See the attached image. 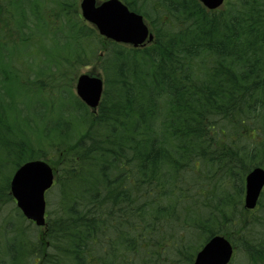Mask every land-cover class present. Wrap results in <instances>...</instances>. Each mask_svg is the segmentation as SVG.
Listing matches in <instances>:
<instances>
[{"label":"trees","instance_id":"16d2710c","mask_svg":"<svg viewBox=\"0 0 264 264\" xmlns=\"http://www.w3.org/2000/svg\"><path fill=\"white\" fill-rule=\"evenodd\" d=\"M77 1L0 0V206L19 165L55 166L43 227L0 213V264H192L217 234L239 253L228 264H264V188L243 206L264 167V0H121L152 31L140 47L99 35ZM93 63L95 109L44 82ZM46 85L65 102H34Z\"/></svg>","mask_w":264,"mask_h":264},{"label":"water","instance_id":"95a60500","mask_svg":"<svg viewBox=\"0 0 264 264\" xmlns=\"http://www.w3.org/2000/svg\"><path fill=\"white\" fill-rule=\"evenodd\" d=\"M208 10L220 7L224 0H199ZM81 17L92 24L104 38L132 47L153 39L142 15L131 11L121 0H80ZM133 23L129 25L128 21ZM103 81L98 76L83 73L75 82L76 96L89 108L98 106ZM54 173L44 160H30L21 164L10 179V192L22 215L38 227L45 224V193L52 186ZM264 187V168L256 166L245 176L244 208L253 209ZM233 247L222 235L209 238L196 253L192 264H228Z\"/></svg>","mask_w":264,"mask_h":264},{"label":"rangeland","instance_id":"374dc122","mask_svg":"<svg viewBox=\"0 0 264 264\" xmlns=\"http://www.w3.org/2000/svg\"><path fill=\"white\" fill-rule=\"evenodd\" d=\"M79 1L80 0L77 1V12H78L79 17H81L80 10H79ZM48 4L49 5H47V6H53V4H50V3H48ZM46 12L48 13V11H46ZM29 13H30V10H29ZM51 14H52L51 15L52 17L50 16V20H52L53 17H54L53 13H51ZM29 17L31 19H33L32 24H34L35 23V19L32 16H29ZM32 24L30 22L27 23V25L30 26V27H32ZM1 28H2V22L0 21V30H1ZM24 49H30L29 54L31 56H34V58H33L34 63L40 62L42 60L43 56L40 53V50H41V45L40 44L34 43V41H31V43L25 44ZM31 56L22 53L20 55L21 60H20L19 65H25V66L28 65V66H30L29 64L32 61L31 60L32 59ZM96 66H97V63L96 64L93 63V64L72 65V66H70V68H68V71H66L62 67H61V70L60 69H56L55 67H53V68L49 67V69H48V67H45V68H43L44 71H42V73L44 75L43 77H45L44 78V82H48L47 75H48V73H50L51 76L53 77V79L50 81V85L58 86L60 89L61 88L66 89L67 92L65 94L69 95V99H70V98H73V97L77 98L76 93H75V81H76L77 76H79L80 74L86 73V74H89L90 76L101 77L100 71L98 70V68ZM32 67H34V66H32ZM17 69L22 70L24 68H17ZM50 85L49 86L46 85L45 86L46 90L42 94H38V95H36V97H34V100L36 99L34 102H36V101H39V102H44V101L51 102L50 100H54L55 102H65L64 100H62V98L61 99L60 98L55 99V96L57 95L58 92L54 91V87L52 88L53 91L50 92L49 91ZM68 91H69V93H68ZM23 116H24V114H23ZM48 155H52V152H49ZM49 165L52 168V170L55 168V166L53 164H49ZM7 166H10V165H7ZM54 171H55V169H54ZM12 174H11V176H12ZM11 176H10V179H11ZM54 178H55V175H54ZM50 191H51V189H50ZM50 198H52V197H50ZM11 206H16L13 198H12V201L10 203H7L5 205L0 206V213L5 212L8 208H11ZM263 211H264V209H263ZM235 254L236 253H234L231 262H234V259L238 260V254L239 253H237L236 256H235Z\"/></svg>","mask_w":264,"mask_h":264},{"label":"snow or ice","instance_id":"6c2138e0","mask_svg":"<svg viewBox=\"0 0 264 264\" xmlns=\"http://www.w3.org/2000/svg\"><path fill=\"white\" fill-rule=\"evenodd\" d=\"M128 23H129V25H132L133 22L131 20H129Z\"/></svg>","mask_w":264,"mask_h":264}]
</instances>
